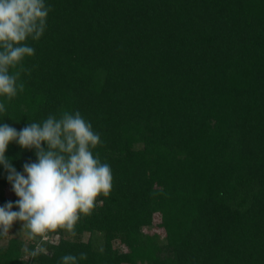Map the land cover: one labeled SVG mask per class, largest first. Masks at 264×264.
<instances>
[{"label": "trees", "instance_id": "trees-1", "mask_svg": "<svg viewBox=\"0 0 264 264\" xmlns=\"http://www.w3.org/2000/svg\"><path fill=\"white\" fill-rule=\"evenodd\" d=\"M45 4L43 35L26 41L34 55L10 69L23 90L0 96V125L19 132L79 111L112 188L74 233L41 241L15 221L0 235V264L67 254L77 264H264V0ZM5 157L25 176L38 160L15 141ZM9 174L0 164V207L19 211ZM22 229L26 246L10 236ZM38 245L46 254L33 258Z\"/></svg>", "mask_w": 264, "mask_h": 264}, {"label": "clouds", "instance_id": "clouds-1", "mask_svg": "<svg viewBox=\"0 0 264 264\" xmlns=\"http://www.w3.org/2000/svg\"><path fill=\"white\" fill-rule=\"evenodd\" d=\"M49 10L45 0H0V96L11 100L23 90V84L17 83L20 72L10 73V69L34 55V48L26 41L41 38ZM5 110L0 103V112ZM13 141L22 148L36 149L37 162L23 165L26 176L5 157ZM100 142L99 134L79 111H65L59 118L50 115L19 132L8 124L0 125V164L9 171L8 180L19 197L15 203L19 211L12 210L11 202L0 207V235H8L17 220L23 222L32 239L43 241L57 230L74 233L80 216L90 215L97 197H107L112 188L110 166L93 155ZM42 253L46 250L38 245L30 256ZM61 261L77 264V257L67 254Z\"/></svg>", "mask_w": 264, "mask_h": 264}, {"label": "rangeland", "instance_id": "rangeland-1", "mask_svg": "<svg viewBox=\"0 0 264 264\" xmlns=\"http://www.w3.org/2000/svg\"><path fill=\"white\" fill-rule=\"evenodd\" d=\"M5 194H10L9 193V190H6L5 189ZM156 219V218H155ZM154 227H152L151 229H149V232H152V229H153ZM22 231H23V229L22 230H18V231H14V232H12L11 233V237H18L19 238V240L21 241V243H23V246H26V241H28V239L27 238H24L25 236H23L22 234H20V233H22ZM9 236V237H10ZM82 238L83 239H86L87 238V234H84L83 236H82ZM49 239H51V241H55L56 240V236L55 237H52V238H49ZM5 243V239H3L1 242H0V244H4ZM114 246L115 247H118V248H121L122 249V245L121 244H118L117 242H115L114 243ZM22 258H26V254L24 253L23 254V256H22Z\"/></svg>", "mask_w": 264, "mask_h": 264}]
</instances>
